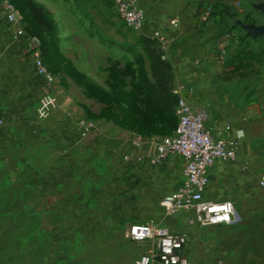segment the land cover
<instances>
[{"label":"crops","instance_id":"1","mask_svg":"<svg viewBox=\"0 0 264 264\" xmlns=\"http://www.w3.org/2000/svg\"><path fill=\"white\" fill-rule=\"evenodd\" d=\"M202 2L151 0L148 28L158 29L165 38L157 46L172 70L175 96L189 94L192 105L209 111L213 137L227 136L239 142L234 163L217 162L209 171L206 195L212 201L231 200L237 218L229 226L211 229L229 228L236 233L232 243L239 245L226 253L229 261L264 264V189L258 186L264 176V106L252 102V86L228 87L221 93V85L209 82L210 71L218 68L214 60L218 40L207 39L212 35L208 31L198 35L208 22L199 13ZM172 20L178 21L176 27L170 24ZM17 78L0 79V118L9 114L16 118L0 126V264H69L60 245L75 238L78 229L93 228L100 215L116 224H121L118 220L125 214L132 220L140 214L149 216L155 199L180 182L178 158H169L159 168L145 165L137 175H125L122 155L135 133L117 135L115 131L111 143L123 152L119 159L108 156L102 147L105 130L99 128L93 134L101 143L93 142V136L80 137L75 121L83 109L75 105L74 96L60 89L58 109L50 119L36 122L41 89L33 80L29 84ZM144 198L147 204L142 203ZM168 224L179 227L175 218ZM242 224L253 227H246L238 237Z\"/></svg>","mask_w":264,"mask_h":264},{"label":"rangeland","instance_id":"2","mask_svg":"<svg viewBox=\"0 0 264 264\" xmlns=\"http://www.w3.org/2000/svg\"><path fill=\"white\" fill-rule=\"evenodd\" d=\"M34 1L50 10L59 29L55 45H52V38L41 34L46 44L45 61L56 76L57 91L60 89L65 95L74 96L77 100L75 105L83 109L80 118L93 121L98 130H105L102 147L111 154L108 156L121 158L123 148H114L111 137L119 132L132 133L135 123L159 137L171 134L177 119V103L173 116L168 113V108L164 111L163 106L153 105V99L159 95L141 44L144 36L121 22L110 0ZM206 4L211 7L204 8ZM258 4H264V0H203L199 13L207 15L209 20L198 35L208 31L212 35L207 39L218 40L215 50L217 55L215 59L212 57V60L218 61V68L211 70L208 75L210 83L221 85L218 92L223 93L228 87L241 89L252 86L249 93L255 99L252 102L263 107L264 38L253 40L238 25V22L264 25V14L254 8ZM21 15L28 27L30 18L27 12L24 10ZM7 45V24L0 17V79L20 77L23 82L30 84V67L17 57L15 50L18 47L10 51ZM220 45L223 46V52ZM171 71L170 67L163 69V76L165 81L169 80L171 94L175 96ZM72 72L89 77L107 91L113 101L100 103L89 98L70 77ZM36 84L41 89L40 84ZM120 98H124L126 103L118 104L119 101L122 103ZM90 138L93 142L101 143L99 137ZM148 201V198H144L142 203L147 204ZM124 217L118 220L121 224H116L105 216H98L100 219L93 224V228L78 229L75 238L60 245L63 256L70 258L69 264H136L140 248L127 239V229L136 221L146 222L149 216L140 214L135 220L128 214ZM236 218L237 209L235 221ZM246 227L249 229L253 226L242 224V232L237 231L238 237L244 234ZM235 234L229 228L218 232H213L211 228L196 229L185 249L189 264H243L226 258L227 252L238 248L239 244L234 247L232 243Z\"/></svg>","mask_w":264,"mask_h":264},{"label":"built area","instance_id":"3","mask_svg":"<svg viewBox=\"0 0 264 264\" xmlns=\"http://www.w3.org/2000/svg\"><path fill=\"white\" fill-rule=\"evenodd\" d=\"M110 1L127 28L158 45L165 43L158 29L148 28L151 0ZM0 17L7 24V48L12 51L18 47L17 57L30 67V79L41 86L34 119L46 121L59 103L57 79L43 62L42 42L39 37L27 33L24 18L13 0H0ZM201 17L204 22L209 19L207 15ZM170 24L176 27L178 21L172 20ZM175 110L177 126L171 135L154 136L147 141L144 136L135 134L122 155V172L131 176L137 175L139 168L145 165L159 168L167 164L169 158H178L181 163L180 182L167 187L165 193L155 199L154 212L151 206L146 222L132 223L127 229V239L140 248L136 264H189L184 250L196 229L229 226L235 221L236 209L231 200L212 201L206 195L209 171L217 162L234 163L239 142L227 136L213 137L209 111L203 106L192 105L189 94L177 98ZM15 120L14 114L1 117L0 126L5 127ZM75 127L82 138L98 130L93 121L82 118L76 120ZM147 152L153 154L147 156ZM258 186L264 189V176L259 179ZM174 218L178 220V228L168 224V220Z\"/></svg>","mask_w":264,"mask_h":264},{"label":"trees","instance_id":"4","mask_svg":"<svg viewBox=\"0 0 264 264\" xmlns=\"http://www.w3.org/2000/svg\"><path fill=\"white\" fill-rule=\"evenodd\" d=\"M230 1L236 2L238 0H230ZM13 2L20 13L24 10L27 12L28 18H30V21L28 22V27H26L27 33L31 36H37L40 38L42 42L43 62L46 65V67L52 72V70L45 61L44 56L46 53L45 50L46 44L41 35V34H46L48 37L53 39L52 45L56 44V40L59 34V29L50 10L45 5L37 3L34 0H13ZM31 27H33L35 31H33ZM141 44L143 46L144 53L146 54L149 60L151 72H152V78L156 82V92L159 95L153 99V105L163 106L162 110L164 111H166L165 109L168 108V113L170 112L169 113L170 116H173L175 114L174 107L175 104L177 103V98L171 94L169 80L167 79L165 81V78L163 76V69L165 70V68H169V64L163 59V56L159 52L157 43L155 41L143 37V39L141 40ZM70 77L73 79V81L78 87L84 90L85 94L89 98L95 99L100 103H111L113 101L110 94L107 91H105L101 86H99L97 83H95L93 80H91L89 77L77 72H72L70 74ZM120 99L122 100V103L119 101L118 104L123 105L124 103H126L124 98H120ZM132 109L136 110V108L133 106ZM134 110H132V112H134ZM122 112L126 113L125 110H122ZM142 116H144V114H142ZM135 124L136 125L131 129L132 133L144 137L156 136L153 133L147 132V130L143 126H140L138 123ZM176 126H177V119L175 120L171 134L176 129Z\"/></svg>","mask_w":264,"mask_h":264},{"label":"water","instance_id":"5","mask_svg":"<svg viewBox=\"0 0 264 264\" xmlns=\"http://www.w3.org/2000/svg\"><path fill=\"white\" fill-rule=\"evenodd\" d=\"M254 8L264 14V4L254 5ZM239 27L246 32L247 37L253 40L264 38V25L243 24L238 22Z\"/></svg>","mask_w":264,"mask_h":264}]
</instances>
